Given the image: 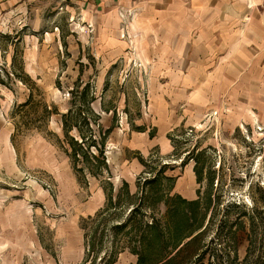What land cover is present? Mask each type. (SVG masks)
Returning a JSON list of instances; mask_svg holds the SVG:
<instances>
[{
	"label": "rangeland",
	"instance_id": "1",
	"mask_svg": "<svg viewBox=\"0 0 264 264\" xmlns=\"http://www.w3.org/2000/svg\"><path fill=\"white\" fill-rule=\"evenodd\" d=\"M136 13L90 10L83 0H0V264L261 257L264 75L246 82L241 73L233 98L223 90L188 107L172 64L181 69L184 59L154 56L170 43L159 30L142 31ZM30 89L53 112L45 120L37 104L32 126L14 131L10 113ZM152 93L170 104V120L152 115ZM63 115L89 153L105 135L98 159L80 155L73 164L61 142ZM158 128L166 135L150 145ZM141 133L148 140L134 138ZM134 141L140 149L130 148ZM252 215L260 224L249 246ZM180 242L188 243L171 258Z\"/></svg>",
	"mask_w": 264,
	"mask_h": 264
},
{
	"label": "crops",
	"instance_id": "2",
	"mask_svg": "<svg viewBox=\"0 0 264 264\" xmlns=\"http://www.w3.org/2000/svg\"><path fill=\"white\" fill-rule=\"evenodd\" d=\"M83 1H87L89 9L95 11L130 12L134 9L138 12L136 24L142 31L159 30V39L170 44H166L163 50L154 51V56L184 59L181 69L177 68L175 60L172 64L183 78L175 81L174 87L185 90L184 99L188 107L216 101L223 90L233 98L241 73L245 74L246 82H250L257 73L263 78L264 0ZM166 69V64L159 68L160 71ZM171 70L172 67L168 73ZM200 90L207 93L199 97L195 91ZM152 96V115L160 123L170 120L168 111L171 110L167 107L170 104L154 93ZM171 99V102H176L175 98ZM156 134L152 141L148 140L146 133L134 138L146 139L153 145L166 135L163 130L159 133V128ZM129 146L140 149L135 141Z\"/></svg>",
	"mask_w": 264,
	"mask_h": 264
},
{
	"label": "trees",
	"instance_id": "3",
	"mask_svg": "<svg viewBox=\"0 0 264 264\" xmlns=\"http://www.w3.org/2000/svg\"><path fill=\"white\" fill-rule=\"evenodd\" d=\"M4 73L6 74V77L8 79H10L11 81L15 80V76L12 72H8L6 70H4ZM21 81V80H20ZM22 82H25L24 79H22ZM0 84H5L4 81L2 79H0ZM34 99V95H33V91L32 89L29 90V94L27 96V100H25L22 103L19 104H15L11 113H10V117L14 122V131H17L20 129V127H24V128H30L34 122V119H31L30 115H32L33 113L36 112V108L38 107L37 104H40L39 107H41V111H42V118L47 120L48 117L51 115V113L53 111H51L50 109H48V106L41 103V102H37L34 103L33 102ZM37 106V107H36ZM20 114V115H19ZM20 116V119L17 120V122L14 120L15 116ZM61 125H62V140L61 142L63 143L64 147H65V151L67 152L68 156L71 158V160L73 161V164L75 165L76 162H79V156H84L86 158H88V156L90 158L93 159H98L97 155H102V148H104L102 145L104 144V140H105V135L101 138V146L97 151L98 153H89L88 149L85 148L84 149V144L80 145L78 140L75 139L74 136H72L70 134V131L72 128H74L75 130L79 131V126L76 123H72L70 124L68 122V120L66 119V116L63 115L62 116V121H61ZM108 132V131H106ZM82 141H83V137H82ZM81 141V142H82ZM80 142V143H81ZM84 142V141H83ZM93 145H94V141H92ZM104 158L102 157L101 161L103 162L102 164L104 166H106L104 160ZM257 208L255 209V213L257 214H264V201L261 200L257 203ZM257 209H260L261 212H258ZM256 214V215H257ZM250 228L249 229V234H248V241H249V246H251V244H253L256 240H257V236H258V227L260 224V221L257 220V216L252 215V217L250 218ZM192 235V233L190 235H187L185 237H190ZM196 236V235H195ZM195 236H193L188 242H190ZM184 243L183 245H181V242L175 246L174 249H177L180 245V247L175 251V254L173 256H171V258H173L175 255H177L180 251H182V248H184V246L188 243ZM254 264H264V251L261 255V257L256 260V262Z\"/></svg>",
	"mask_w": 264,
	"mask_h": 264
}]
</instances>
